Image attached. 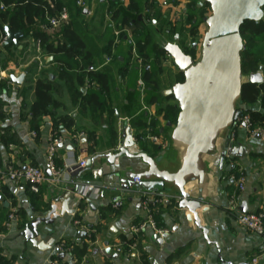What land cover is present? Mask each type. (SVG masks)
<instances>
[{
  "label": "crops",
  "instance_id": "obj_1",
  "mask_svg": "<svg viewBox=\"0 0 264 264\" xmlns=\"http://www.w3.org/2000/svg\"><path fill=\"white\" fill-rule=\"evenodd\" d=\"M77 1L75 6L78 8L79 16L76 24L69 13L70 20L61 25L62 29L58 34L52 33L56 28L51 31L44 30V26H36L29 29L17 45L10 44V49L0 48L6 79L10 81L11 77L19 78L25 75L22 87L16 88L12 84L13 87L0 90V101L4 111L0 128L7 129L6 132L14 140L7 144L0 138V165L22 169L35 166L42 169L50 178L48 147L50 139L57 135L62 139L63 147H59L55 160L59 165L57 169L62 172L61 177L64 178V173H67L65 166L71 154L75 156L76 161L81 159L88 161L98 155L114 153L123 142L122 136L127 127L132 130L133 138L138 143L137 139L146 126L151 130H158L157 135L164 140L166 147L160 148L146 140L154 155L145 153L160 160L162 167H169L170 163L175 161L171 149V135L176 125L168 124L161 108L164 103L171 105V101L175 102L174 99L164 96V92L181 83L180 76L183 72L177 68L165 47L168 44H177L187 55L194 58L197 52L193 51L195 54L188 52L189 48L184 46V42H187L189 32L193 30L198 36V50L201 51L206 30L204 23L193 27L196 21L191 19L188 11L190 0H154L159 10L157 20L153 17L155 8L150 10V2H147L145 8L148 9L145 14L151 15L149 20L152 22L149 29L151 41L162 47L166 53L162 59V71L153 74V80L158 88L157 94L163 101L161 105H149L144 104V96L142 98L138 90L139 79L134 89H127L125 69L129 72L132 66H136L139 70L132 55H129L128 48L125 49L120 42L115 43L112 55L109 58L107 56L105 30L108 26L112 27V24L107 21L110 16L106 13L104 20L102 17L104 9L110 7V3L107 1L108 5L104 8L101 4L106 0H90L86 4L87 9L80 15ZM122 1V7L126 8L128 0ZM63 8L68 10L65 6ZM198 8L201 7L198 5ZM208 16L210 11L205 19ZM88 20L91 21V28L87 26ZM64 29H71L84 39L91 54L90 70L102 72L106 68L110 69L109 94L102 100L97 113H93L90 107L82 112L74 101L70 89L59 82L60 86L54 92V96L62 107L57 112L59 115L68 113L73 116L74 126L61 127L56 131L55 123L58 118L56 119L54 110L52 116L36 121V128L33 130L28 111L36 99L31 87L32 75L44 72L51 76L52 81H56L53 73L57 72L59 67L55 61L64 60L61 55L52 57L43 51L38 55L33 48L37 40L33 33H45L51 42L56 44V41L62 38ZM129 30L132 34V29ZM127 40L129 41L128 38ZM170 61L174 72L172 76H165L163 68ZM39 63H42V66ZM148 69L146 67V70ZM71 74L79 75L76 66L72 68ZM262 77L264 79L263 75ZM92 86L85 80L82 95L93 92ZM143 106L147 107V110H144ZM239 109L261 110L259 102L249 105H242L240 102ZM88 133L96 141L97 152L93 155L88 150ZM233 133L232 144L230 141ZM231 147L241 149L242 154L226 158L221 166L222 152ZM68 148H72V151H68ZM140 152L144 151L139 145L137 150H131L132 154ZM145 168L142 161L131 160L126 156L112 163L106 159H98L92 167L75 175L73 182L58 185L46 182L39 194L31 192L24 182H0V197H3V200H0V252L10 264H264V260L253 262L264 248V238L244 229L237 219L243 207L246 213L257 212L264 207V137L252 135L244 127L235 130L232 128L223 137L217 158L208 165V180L203 189V204L206 209L199 211L201 226L207 231V236L196 226L188 210L179 209L180 197L173 190L142 191L164 197L160 206L158 227L168 232L167 237L162 239L151 229L146 230L143 235L134 231L135 227L147 219V213L137 195L139 191H125L117 188L116 184H119L126 173L140 172ZM241 174L245 178L243 190H240L232 179ZM85 182L99 184L93 187L99 189L98 198L95 191L86 198H79L76 193L69 192V189L74 188L80 190ZM234 196L238 212L231 210ZM64 199H70L67 207L72 213H65L59 217L53 226L40 225L38 246L27 242L20 235L25 223L34 215L33 208L41 211L42 208L53 205L57 207V214H60ZM116 200L123 201L122 209L113 208ZM5 202L10 205L9 208H5ZM16 210H20L18 215L15 213ZM11 216L13 218H10ZM76 220L81 222L85 230L75 225ZM79 232H86V237L78 238ZM155 236L161 238L162 242L155 240ZM60 245L70 246L69 251L57 253ZM117 247L122 249L121 253L117 252Z\"/></svg>",
  "mask_w": 264,
  "mask_h": 264
},
{
  "label": "water",
  "instance_id": "obj_2",
  "mask_svg": "<svg viewBox=\"0 0 264 264\" xmlns=\"http://www.w3.org/2000/svg\"><path fill=\"white\" fill-rule=\"evenodd\" d=\"M204 4L209 5L211 14L204 21L206 30L201 43L200 58L194 60L177 44H168L165 47L184 75L182 83L164 92V96H172L175 99L179 109L177 124L171 135V149L175 161L165 168L160 165V160L145 152L132 154L131 150H137L138 143L133 138L132 130L127 127L122 136L123 142L117 151L91 158L87 161L85 169L92 167L98 159H106L112 163L126 156L131 160L142 161L146 168L140 172L126 173L116 187L125 191L177 192L180 197L179 209L188 210L196 226L207 236V231L201 226L199 211L206 209L203 204V189L208 180V165L217 158L223 137L228 130L236 127L238 118L242 115L239 103L246 80L242 71V52L245 46L241 29L246 22L259 23L264 20V0H202L199 7ZM5 33L7 40L4 46L17 45L23 37L21 32L12 33L8 28ZM198 45L193 44V49L196 50ZM24 81L25 75L10 78L16 88L22 87ZM249 82L262 84L264 79L261 73H257L249 77ZM62 147L61 145L60 148ZM68 151H72V148H68ZM241 154L242 150L239 148H228L221 154V166L226 158ZM23 170L25 171L26 167ZM135 179L140 182L134 183ZM97 185L99 184L85 182L80 190L74 188L69 189V192L82 198L87 186ZM92 193L93 188H90L87 197ZM0 200H3V197H0ZM69 202L70 199L63 200L60 214H57V207L53 205L42 208L41 211L33 208L34 215L25 223L20 235L27 242L38 246L39 226H53L59 217L65 213L71 214L67 207ZM4 206L10 207L6 202ZM240 211L245 214V207ZM15 213L18 215L20 210ZM83 237H86V232H79L78 238ZM166 237L167 234L161 238ZM161 238L155 236L159 243L162 242ZM57 253H60L58 248Z\"/></svg>",
  "mask_w": 264,
  "mask_h": 264
},
{
  "label": "trees",
  "instance_id": "obj_3",
  "mask_svg": "<svg viewBox=\"0 0 264 264\" xmlns=\"http://www.w3.org/2000/svg\"><path fill=\"white\" fill-rule=\"evenodd\" d=\"M5 5V10L0 11V42L2 37L6 36L5 30L12 33L21 32L23 35L27 34V31L36 26H45L48 23V18L54 16L58 11L62 10L64 3L62 0H0ZM85 3H89L90 0H84ZM107 1L110 3V7L106 8ZM149 3V9L155 8L154 19L159 18V10L155 6L154 0H128V6L123 8L122 0H106L101 4L104 8L103 19L105 13L110 16L115 28L121 30L123 27L128 26L132 29L133 43L137 47L139 57L143 60L144 67L142 72L136 69V66L127 72L125 69L124 74L127 76V89H134L137 80L141 77L146 84V91L143 98L144 104H162L161 99L157 94V84L153 80V74L162 71V59L165 57V50L151 41L149 22L151 15L145 14ZM201 0H190L188 4V11L191 19H194L196 27L203 24L205 16L210 11L208 4H204L201 8L198 5ZM79 7V6H78ZM79 14L81 15L84 8L79 7ZM106 11V12H105ZM190 36L187 40V46L192 48L193 44L197 43L198 36L194 34V31L189 32ZM242 38L244 41L245 49L242 52V71L245 77V85L242 89L241 104H255L260 103V111H252L244 109L242 110V116H249L252 123L251 130H264V82L262 84H252L249 82V77L253 74L261 73L264 76V20L259 23L246 22L241 29ZM33 36L41 41L42 51L52 57L63 56L64 60L55 61L58 64L57 72L53 73L56 76V81L51 80V76L47 73L40 72L32 75L31 87L35 93V102L29 106V114L32 119V129L35 130V122L42 121L46 117H50L55 113L57 115L55 130H59L61 127L70 128L75 124V118L70 114L59 115L58 110L62 105L57 102L54 96V92L60 86L59 82L64 83L73 94V99L82 112L87 111L90 107L93 113H97L102 105V100L109 94V74L110 69L106 68L102 72H95L90 70L92 65L91 54L87 50L84 39L75 31L71 29H64L62 31V38L56 41V44L52 43L50 37L42 32H35ZM106 39V53L108 58L112 55L111 51L113 45L116 43V36L112 27H107L105 30ZM120 44L128 48L129 55H133V45L131 42L125 39L123 35L120 39ZM10 49L9 45L1 46V49ZM188 49V50H189ZM187 50V51H188ZM189 52V51H188ZM1 59V54H0ZM111 59V58H110ZM132 59V58H131ZM2 60V59H1ZM132 63L131 60H129ZM3 66L5 64L2 60ZM78 68L79 75L73 76L71 74L73 67ZM146 67L149 69L146 70ZM141 74V75H140ZM182 83L184 81V75L180 76ZM85 80L91 83L93 92H88L85 96L82 95V88L84 87ZM5 87L1 86L0 90H4ZM139 96L137 95V98ZM174 99L172 96L168 99ZM79 100V103H78ZM175 100V99H174ZM2 105V104H1ZM166 108V109H165ZM162 107L161 111L165 113V120L169 125H176L179 115V109L177 102ZM4 111L0 113V119L3 120ZM149 127L145 126L143 133L137 139L138 145L144 152L150 155H154L151 152V148L148 146V141L145 140V136L148 133ZM7 129L0 128V138L3 143H11L13 138L6 132ZM152 133L157 135L158 130L152 129ZM87 142L89 144V152L91 155L97 152L96 141L93 136L88 133ZM56 163V160H55ZM56 163V167L58 168ZM151 208L154 215V220L158 225V216L160 213V206ZM157 208V209H156ZM140 235H143L141 233ZM70 246H66L69 249ZM0 264H10L0 252Z\"/></svg>",
  "mask_w": 264,
  "mask_h": 264
},
{
  "label": "built area",
  "instance_id": "obj_4",
  "mask_svg": "<svg viewBox=\"0 0 264 264\" xmlns=\"http://www.w3.org/2000/svg\"><path fill=\"white\" fill-rule=\"evenodd\" d=\"M77 5L79 7L84 8L85 10L86 8V3L84 0H78L77 1ZM5 5L0 1V11L5 10ZM70 20L69 17V12L67 9L63 8L62 10L58 11L54 16L48 18V23L47 25L44 26V30H53L65 23H67ZM107 21L112 24V28L114 29V34L116 36V43L120 42L121 37L124 35L125 37L127 36V38L129 39V41L132 43L133 45V61L135 62V64L139 67V70L142 71L144 64H143V60L139 57L138 52H137V47L135 45V43H133V36L130 33V28L129 27H123V29L119 30L117 28H115L114 23L112 22L111 18L108 17ZM7 37H2V40L0 42V48L2 45H4V43L6 42ZM33 48H35L36 52L38 53V55H40L42 53V46H41V41L40 40H36L33 44ZM40 61V59H38V62ZM40 66H42V63H39ZM6 72H5V68L3 66L2 60L0 59V89L1 86L5 87V88H9V87H13L12 83L6 79L5 77ZM137 86H138V90L141 93V96L143 98L145 91H146V84L143 81V79L140 77L138 82H137ZM144 110H147V107L143 106ZM3 111L2 105H1V101H0V113ZM1 121V119H0ZM1 123V122H0ZM244 127L246 128L250 134L254 135V134H258L262 137H264V130L263 129H258V130H251L252 127V123L250 121L249 116L245 115V116H240L238 118L237 121V125L236 127H233V129H237V128H241ZM145 140H148L149 142H151L154 145L159 146L160 148H165L166 147V143L164 142V140L158 136L152 133V130L149 129L148 133L145 137ZM136 142V141H135ZM232 144L234 143V133L231 136V141ZM62 139L57 136L54 135L49 142V147H48V169L49 172L51 174V177L48 178L45 174V172L35 166H27L26 170L24 171L22 168H15L12 166H2L0 165V182L3 183L5 181H10L13 183H21L24 182L26 183L31 192H33L34 194H39L41 187L46 183L49 182L53 185H58L61 183H69L72 181L73 177L79 173H81L83 170H85L86 166H87V160L86 159H81L79 161H76V158L73 154L70 155V160L68 162V164L65 166V169L67 171V173H64L65 176L64 178H62V172L60 170L57 169L56 167V163H55V159H56V155L59 151V147L62 145ZM137 143V142H136ZM232 179L236 182V184L238 185V188L240 190H243L244 188V183H245V178L242 176V174L240 176H234L232 177ZM140 181L138 179L134 180V183L138 184ZM93 188V187H90ZM90 188H86L82 198H86L88 191ZM96 192L95 196L96 198L99 197V189H94L93 188V192ZM138 197L140 198V204L141 206L144 208V210L147 213V219L142 222L140 225H138L137 227L134 228V231L138 234L144 233L146 230L151 229L155 234H157L159 237H163L164 235L168 234L167 231L162 230L158 227V225L156 224L155 220H154V215H153V211L151 210V208H155L158 205L162 204L164 197L162 195H157V194H148L145 192H138L137 193ZM124 206V203L122 200H116L113 203V208L115 210H120L122 209ZM231 210L234 212H238V204L236 202V197L234 196L232 198L231 201ZM10 218H13V216H11ZM238 222L239 224L246 229L247 231H249L250 233L262 237L264 238V207L261 208L259 211L257 212H253V213H238ZM75 225L77 227H80L82 229L85 230V228L83 227V225L81 224L80 221H75ZM117 252L121 253L122 249L120 247H117ZM58 250L60 251V253H64L69 251L68 249L65 248L64 245H60L58 247ZM264 260V248L262 250V252L253 260L254 263H258L259 261Z\"/></svg>",
  "mask_w": 264,
  "mask_h": 264
},
{
  "label": "rangeland",
  "instance_id": "obj_5",
  "mask_svg": "<svg viewBox=\"0 0 264 264\" xmlns=\"http://www.w3.org/2000/svg\"><path fill=\"white\" fill-rule=\"evenodd\" d=\"M63 1V3H64V6L65 7H67L68 8V11H69V13H70V16H71V18H72V20H73V22H74V24H76L77 22H76V19H78L77 17L79 16L78 15V8L75 6V1L76 0H62ZM80 9V8H79ZM211 14V13H210ZM87 22H89L88 23V28H91L92 27V25H91V21H87ZM61 29H62V27L61 26H59L58 28H56L54 31H52V33H55V34H58L60 31H61ZM201 42V41H200ZM184 46L188 49L189 47L187 46V42L185 41L184 42ZM198 47H199V45H198ZM198 47L196 48V50H194V51H196L197 52V54H195V57H194V60H198L199 58H200V56H201V51L200 50H198ZM166 64V63H165ZM163 70H164V72H165V76H172V72H174V69H172V62L170 61L169 62V64H166V66H165V68H163ZM174 102L173 101H171V103L170 104H173ZM168 106V104L167 103H164V105H163V107L165 108V107H167ZM166 109V108H165Z\"/></svg>",
  "mask_w": 264,
  "mask_h": 264
},
{
  "label": "flooded vegetation",
  "instance_id": "obj_6",
  "mask_svg": "<svg viewBox=\"0 0 264 264\" xmlns=\"http://www.w3.org/2000/svg\"><path fill=\"white\" fill-rule=\"evenodd\" d=\"M188 51L193 53V51H194L193 46H192V48L189 49ZM194 52H196V51H194ZM193 54H195V53H193ZM193 56H194V55H193Z\"/></svg>",
  "mask_w": 264,
  "mask_h": 264
}]
</instances>
